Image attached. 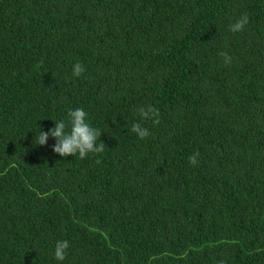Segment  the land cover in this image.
Instances as JSON below:
<instances>
[{"label":"trees","instance_id":"obj_1","mask_svg":"<svg viewBox=\"0 0 264 264\" xmlns=\"http://www.w3.org/2000/svg\"><path fill=\"white\" fill-rule=\"evenodd\" d=\"M77 108L102 153L36 145ZM221 261L264 264V0H0V264Z\"/></svg>","mask_w":264,"mask_h":264},{"label":"clouds","instance_id":"obj_2","mask_svg":"<svg viewBox=\"0 0 264 264\" xmlns=\"http://www.w3.org/2000/svg\"><path fill=\"white\" fill-rule=\"evenodd\" d=\"M249 24V17L247 13L240 16L238 20L229 25V31L233 34L243 31ZM221 57L225 64L231 63V57L227 52H221ZM86 71L84 65L77 62L73 65L72 76L80 77ZM140 120L143 122L151 121L153 125L159 124V110L151 105L141 106L138 108ZM68 122L64 120L55 123L50 131L44 132L40 129L38 136H35L36 145L44 146L47 144L49 137L55 139L56 143L53 147V152L61 157L79 155L81 160L85 159L90 153H102L106 145L100 141L102 132L91 126L88 122V113L83 108H77L68 112ZM67 129V130H66ZM131 132L136 134L139 139L147 138L151 133L148 128L144 127L142 123H133ZM99 140V144L97 141ZM200 152L197 150L188 157V162L193 166H198ZM101 163L100 160L96 161ZM70 247L67 240H60L56 242L54 248V258L63 262L66 259L67 250ZM223 264V261L220 262Z\"/></svg>","mask_w":264,"mask_h":264}]
</instances>
